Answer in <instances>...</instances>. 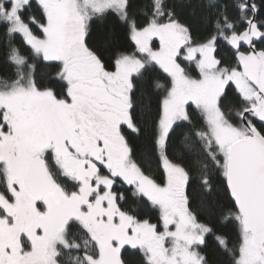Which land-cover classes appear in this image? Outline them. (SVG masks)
I'll list each match as a JSON object with an SVG mask.
<instances>
[{
  "label": "snow or ice",
  "instance_id": "snow-or-ice-1",
  "mask_svg": "<svg viewBox=\"0 0 264 264\" xmlns=\"http://www.w3.org/2000/svg\"><path fill=\"white\" fill-rule=\"evenodd\" d=\"M262 7L264 0H146L140 25L133 0H0L15 69L0 77V264H128L125 246L144 264H209L201 249L212 229L187 191L193 172L201 196L219 173L235 202L238 245L215 237L232 264H264ZM109 13L127 25L134 48L106 63L109 41L94 44L91 25ZM197 23L209 28L201 41ZM221 44L230 59L218 57ZM40 64L53 69L47 82L37 80ZM157 69L169 86L153 81ZM153 87L164 92L154 115ZM138 91L148 97L139 115ZM141 118L152 121L154 139L152 153L137 160L128 135L142 131ZM182 122L193 128L184 133L187 161L168 152ZM153 157L159 176L150 174ZM141 202L159 210V225L140 218Z\"/></svg>",
  "mask_w": 264,
  "mask_h": 264
},
{
  "label": "trees",
  "instance_id": "trees-1",
  "mask_svg": "<svg viewBox=\"0 0 264 264\" xmlns=\"http://www.w3.org/2000/svg\"><path fill=\"white\" fill-rule=\"evenodd\" d=\"M195 3V0H193ZM229 5L233 4L235 0H225ZM259 5L261 0H255ZM134 8L132 11L136 14L135 18L137 23L143 25L145 22L144 15L139 9L146 3V0H133ZM188 9H185L184 15L188 16ZM229 14L236 15L233 9L229 8ZM260 16L264 18V7L260 8ZM242 30V29H241ZM209 34V28L203 23H197L193 28V38L196 41L204 40ZM105 40L109 43L105 44L103 55L106 63H110L117 50H126L131 52L134 48V42L130 40L128 34V27L123 24L115 14L109 13L103 19L95 20L91 25V41L94 44H101ZM17 45L21 47L22 52L27 54V50L20 44V38H16ZM155 47L159 45L155 42ZM6 46L7 38L4 36L3 29L0 28V77H8L15 71L14 67L9 65L6 60ZM257 47H264V44L258 43ZM218 57L223 56L227 59L231 58V50L225 45L221 44L217 53ZM53 71L50 67H45L43 64L38 65L37 80L42 82L48 81V75ZM195 75V73H193ZM153 81L159 80V82L166 87L170 84V78L162 70H155L152 75ZM153 95L151 96L152 113L155 114L158 105V98L163 97V90H157L153 87ZM137 98V114L141 113L142 108L148 103V97H142L141 92L136 93ZM194 106L189 108L192 112ZM181 123V122H179ZM193 123L196 128H199L203 123L199 119L198 113L193 115ZM142 131L139 134L129 133L128 139L130 146L135 154L134 158L139 160L141 157H146L152 153L153 147V127L152 121L145 123L144 119H138ZM193 131L192 125L187 122H182V126L176 128L175 134L171 136L169 141L168 152L173 158H183L185 161L188 159L189 150L184 147V133H191ZM162 173V168L157 167V161L153 157L152 172L151 175L159 176ZM213 192L208 197L201 196L199 194L198 186L200 184V174L193 172L190 178L189 187L187 191L193 193V211L197 213L199 222L207 224L212 233L208 234L207 247H202L201 251L208 259L209 264H232V256L226 252L217 242L216 236H223L228 240L229 248L238 245L239 241V229L237 222L229 216V213L235 211L234 203L231 200V196L226 187V182L222 175L214 173ZM117 190H123L118 187ZM209 201L211 203H209ZM136 207V205H131ZM141 219H148L151 223L160 224L159 210L152 207H144L141 202L140 207L137 208ZM123 258L128 264H144L142 256L136 250L131 248H125L122 250Z\"/></svg>",
  "mask_w": 264,
  "mask_h": 264
},
{
  "label": "water",
  "instance_id": "water-1",
  "mask_svg": "<svg viewBox=\"0 0 264 264\" xmlns=\"http://www.w3.org/2000/svg\"><path fill=\"white\" fill-rule=\"evenodd\" d=\"M258 43H260V42H257V44ZM244 48L246 49L247 48V45H244ZM231 196V195H230ZM231 200H232V202L234 203V206H235V202H234V200H233V198L231 197Z\"/></svg>",
  "mask_w": 264,
  "mask_h": 264
},
{
  "label": "rangeland",
  "instance_id": "rangeland-1",
  "mask_svg": "<svg viewBox=\"0 0 264 264\" xmlns=\"http://www.w3.org/2000/svg\"><path fill=\"white\" fill-rule=\"evenodd\" d=\"M157 43L159 45V42L158 41H154V43ZM179 123V122H178ZM125 248H130V246H125ZM123 250V249H122Z\"/></svg>",
  "mask_w": 264,
  "mask_h": 264
}]
</instances>
